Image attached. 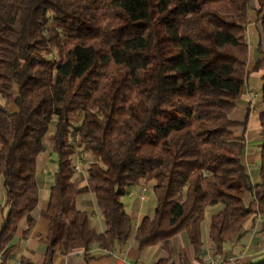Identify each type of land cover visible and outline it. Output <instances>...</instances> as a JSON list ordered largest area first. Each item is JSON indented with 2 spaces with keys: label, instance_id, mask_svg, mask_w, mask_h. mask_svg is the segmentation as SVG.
Here are the masks:
<instances>
[{
  "label": "trees",
  "instance_id": "trees-1",
  "mask_svg": "<svg viewBox=\"0 0 264 264\" xmlns=\"http://www.w3.org/2000/svg\"><path fill=\"white\" fill-rule=\"evenodd\" d=\"M251 2L256 71L264 67V0H0L1 264L17 246L18 221L37 206V159L47 144L57 167L41 212L49 224L41 264L75 251L89 260L94 245L111 253L128 241L133 221L121 198L140 182L152 183L155 198L134 233L140 250L184 233L201 260L204 211L222 205L208 228L220 255L264 214V75L256 185L231 119L250 73ZM79 155L88 157L84 186L74 178ZM88 193L102 234L77 210ZM33 224L28 218L19 241Z\"/></svg>",
  "mask_w": 264,
  "mask_h": 264
},
{
  "label": "crops",
  "instance_id": "crops-1",
  "mask_svg": "<svg viewBox=\"0 0 264 264\" xmlns=\"http://www.w3.org/2000/svg\"><path fill=\"white\" fill-rule=\"evenodd\" d=\"M255 4L251 2V9L248 16V24L246 26V40L248 37L258 35V24L256 23ZM248 43V41H247ZM249 46V62L248 71L253 72L256 61L258 60V53L254 46L248 43ZM264 69V67H262ZM264 73L262 74V76ZM261 76V77H262ZM245 90V89H244ZM247 100V95L244 94L238 101L244 102ZM237 101V102H238ZM236 104L235 110L231 114V119L237 123ZM247 116V115H246ZM258 118V116H257ZM247 118L245 122L247 124ZM244 123V121L242 122ZM246 125L240 128L234 134L237 137H243L244 142L247 141L245 137ZM55 129L50 127L47 133V139L52 137ZM51 147L50 144L47 146ZM245 147V145L243 146ZM51 149V148H50ZM254 160V156L249 149L243 148L241 153V161L245 164L249 176L254 165L250 162ZM78 161V160H76ZM45 162H52L48 157ZM82 163L76 162V172L74 178L77 181L84 182L85 174L81 169ZM47 169H42L38 176L36 171V182L38 186V203L36 208L28 215L23 216L17 223V230L13 241L17 245L12 252L11 258L5 264H22L21 260H29L32 264H41L45 247L40 241L48 232V221L42 217L41 212L47 205L49 189L53 183V175L51 180L48 179ZM55 172V171H54ZM54 174V173H53ZM85 184H83L84 186ZM43 191V201L40 200V192ZM247 203L250 201L247 196ZM5 192L1 189L0 205L4 206ZM43 202V205H42ZM125 211L133 221V232L128 241L119 244L111 253L99 249L94 245L90 250V259L86 260L85 255L81 251H75L68 255H56L52 264H121L122 261L133 264H155L159 260H163L166 264H204L203 257L211 250L212 244L208 239V228L210 219L222 211V205H215L207 207L204 211V219L201 223L200 237H201V260H195L193 253L189 250L188 241L184 233H180L173 238L166 240L156 246L139 249L138 243L134 240V233L141 221L146 217H151L155 207V198L152 193V183L140 182L135 187L131 188L127 195L121 198ZM77 210L87 212L91 217V226L95 234H102L106 230L105 222L101 217L95 196L91 193L83 194L76 199ZM28 218L34 221L32 228L29 230L26 238L19 241L21 232L27 227ZM3 221V216L0 215V226ZM212 257L219 261L220 264H252L264 259V214L257 215L250 218L243 225V230L238 238L227 242L223 248V253L220 255L212 254ZM1 264V261H0Z\"/></svg>",
  "mask_w": 264,
  "mask_h": 264
},
{
  "label": "rangeland",
  "instance_id": "rangeland-1",
  "mask_svg": "<svg viewBox=\"0 0 264 264\" xmlns=\"http://www.w3.org/2000/svg\"><path fill=\"white\" fill-rule=\"evenodd\" d=\"M247 41L249 44L254 46L256 49V52L258 53V59L260 58L258 44H259V35L248 37L247 35ZM264 73V69L261 67L256 71L250 72L246 81V86L244 90V94L247 95V100L244 102L238 101L237 102V113L236 116H238V119H236L238 122H245V119L247 118V124H246V130H245V137L247 139L246 142L243 141V146L245 145V149H249L252 152V155L254 156V160L250 162L251 165H254V167L251 170V183L253 185H256L260 182L259 179V172H260V144H261V137H260V126L258 122V113L260 110L263 109L262 103H261V90H262V74ZM255 94L257 95L256 98H254ZM79 115V114H77ZM247 115V116H246ZM79 117L74 118V121L77 123L79 121ZM76 123L74 125H76ZM244 126L240 124L236 128V132L243 128ZM48 146V144H47ZM50 157L52 159V162H45L46 159ZM81 156H77L76 160L82 163L81 169L84 171L85 174V181L81 183V181H77L79 186H83V184H86V177H87V166L86 164L88 162L86 156H84V160H81ZM90 160V159H89ZM76 161V162H78ZM56 155L50 151V148H46L44 152H42L38 159H37V176L39 172L44 168L47 169L46 176L48 175V179L51 180V176L53 175L54 171L56 170ZM76 172V171H75ZM77 180V179H76ZM40 200L43 201V191L40 192ZM43 205V202H42Z\"/></svg>",
  "mask_w": 264,
  "mask_h": 264
},
{
  "label": "built area",
  "instance_id": "built-area-1",
  "mask_svg": "<svg viewBox=\"0 0 264 264\" xmlns=\"http://www.w3.org/2000/svg\"><path fill=\"white\" fill-rule=\"evenodd\" d=\"M257 95L255 94L254 98H256ZM215 252V248L212 246L211 247V250L209 252H207L205 254V256L203 257V263L204 264H220L219 261L215 260L213 257H212V254ZM121 264H133V263H130V262H126V261H122ZM140 264V263H139Z\"/></svg>",
  "mask_w": 264,
  "mask_h": 264
}]
</instances>
